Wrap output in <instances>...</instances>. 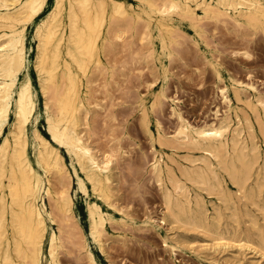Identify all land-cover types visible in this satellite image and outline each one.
Returning <instances> with one entry per match:
<instances>
[{
  "label": "bare ground",
  "instance_id": "bare-ground-1",
  "mask_svg": "<svg viewBox=\"0 0 264 264\" xmlns=\"http://www.w3.org/2000/svg\"><path fill=\"white\" fill-rule=\"evenodd\" d=\"M48 1L0 0V264H98L90 244L105 253L106 243L125 241L131 230L159 234L163 225L171 258L189 246L213 264H264V89L251 73L240 77L224 65L208 31L213 24L241 38L264 37V0ZM244 47L229 53L249 57ZM189 50L225 108L190 122L171 98L176 124L167 134L158 113L171 65ZM144 68L149 78H141ZM131 74L145 87L134 95L151 147L141 174L159 189L161 205L159 216L142 219L120 192L122 141L130 137L115 135L105 116L116 114L98 99ZM141 186L136 182L133 193ZM188 231L209 243L193 246ZM249 249L258 257L247 256Z\"/></svg>",
  "mask_w": 264,
  "mask_h": 264
},
{
  "label": "rangeland",
  "instance_id": "rangeland-1",
  "mask_svg": "<svg viewBox=\"0 0 264 264\" xmlns=\"http://www.w3.org/2000/svg\"><path fill=\"white\" fill-rule=\"evenodd\" d=\"M50 3L51 0L48 1V5H50ZM209 25L210 28H208V31H210L209 33L213 31L215 33H211L210 36L212 37L213 35L221 51L220 58L224 62V65L240 77H247V72L251 73V77L257 82L256 84L258 87L264 89V37L258 34L256 36L248 35L250 36L249 38H247V35L241 38L240 35H236L235 32L233 33L221 26L217 25L214 27L212 26L213 24ZM31 31L32 28L29 27L26 43L33 49L35 41L31 37ZM244 46H246V49L251 48L249 50L251 53L249 57L229 53L231 49H243L245 48ZM189 51L184 54L182 60L172 63L170 69L171 76L166 87L168 99L164 101L162 110L158 113L160 126L167 134L172 132L176 124V119L170 112V107L172 105L170 101L171 98L174 99L176 107L180 110L182 115L190 122H199L204 119L210 120L213 117L212 112L216 106L220 108V111L225 108L219 102L220 100L214 83L212 82L213 78L210 76L211 74L208 73V71L202 74L203 66L202 64L200 65V59H198L194 50ZM32 56L33 51H31L30 58H32ZM30 72L32 82L34 86H36L35 75L31 66ZM134 72H137V70H134ZM143 72L141 76L142 79L150 77L147 69L144 68ZM144 89L145 87L143 83L140 82V79L136 75L131 74L128 75L124 81H120L118 84H109L106 91L100 94L97 93L98 99L100 98V101L106 104H104L107 110L106 113L111 110L116 114V119L111 121L108 119L109 114L105 116L107 117V119H105L108 125H114V127L112 126L115 130L113 132L118 133V137H126V135L130 137V139L124 138L122 141V145L127 151L125 157L121 159L119 164L124 178V181L120 183V192L123 195L124 201L129 202L130 209L137 219H142L147 212H150L153 216H159L161 208L159 189L155 184L147 181V173L141 174L144 172V160L150 157L151 147L148 139L139 126V113L134 107V95L136 90L143 91ZM38 99L41 107V97L39 96ZM103 114L97 117L95 116L94 126L95 124L99 126L95 128L98 133L102 128L100 125L101 119L104 116ZM96 121L98 122L96 123ZM39 128L44 131L43 119H40ZM124 130L126 133H124ZM109 132L111 133V131H106L105 133L109 135ZM183 154L184 149L177 150V156L180 159H182ZM143 155L145 159H143ZM127 165L134 168L132 174L129 173ZM133 175L137 180H135ZM138 181L142 182V186L139 188V192L135 194L133 193V187ZM205 197L208 199L209 196L207 197L206 195ZM208 206L210 207L209 203ZM75 207L81 225L84 230H87V216L83 196L81 194H78L75 198ZM163 227H165V225H163ZM163 227L158 232L160 235L164 233ZM130 233L123 242L113 240V242L109 241L106 243L105 253L100 252L98 248L90 244L97 263L109 264L117 262L120 259H135L141 264H213L209 260L198 258L195 255L196 248L192 249L189 246H184L182 249L177 250L174 257L171 258L170 254L163 249L160 235L153 230L138 229L131 230ZM188 235L193 240V246L209 243L208 238L202 234H194L193 231H188ZM246 251L247 256H253V258L258 257L257 253L254 254L252 250L249 249ZM61 257L62 259L73 261L71 256L61 255ZM259 261L264 262V258H259ZM81 264H84V261H82Z\"/></svg>",
  "mask_w": 264,
  "mask_h": 264
}]
</instances>
